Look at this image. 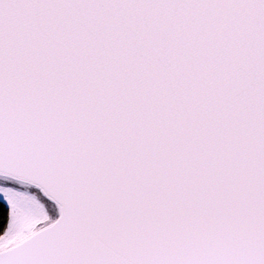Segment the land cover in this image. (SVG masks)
<instances>
[{
    "label": "snow or ice",
    "instance_id": "snow-or-ice-1",
    "mask_svg": "<svg viewBox=\"0 0 264 264\" xmlns=\"http://www.w3.org/2000/svg\"><path fill=\"white\" fill-rule=\"evenodd\" d=\"M0 264H264V0H0Z\"/></svg>",
    "mask_w": 264,
    "mask_h": 264
}]
</instances>
